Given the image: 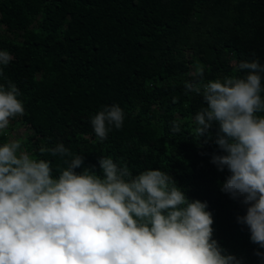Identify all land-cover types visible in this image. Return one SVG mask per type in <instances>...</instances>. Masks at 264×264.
<instances>
[{"label":"trees","instance_id":"trees-1","mask_svg":"<svg viewBox=\"0 0 264 264\" xmlns=\"http://www.w3.org/2000/svg\"><path fill=\"white\" fill-rule=\"evenodd\" d=\"M4 50L13 59L0 85L18 87L25 113L0 146L23 125V149L50 161L54 177L77 155L85 158L77 173L95 166L102 176L99 159L111 157L133 176L171 174L189 200L207 202L213 239L226 254L264 264L256 255L264 248L238 221L248 206L221 190L230 172L211 162L225 154L217 129L212 139L194 131L207 105L184 86L197 79L189 75L196 63L205 66V82L246 76L241 61L264 65V0H0ZM112 105L124 110V124L101 142L91 118ZM61 142L70 156L40 151Z\"/></svg>","mask_w":264,"mask_h":264},{"label":"clouds","instance_id":"clouds-1","mask_svg":"<svg viewBox=\"0 0 264 264\" xmlns=\"http://www.w3.org/2000/svg\"><path fill=\"white\" fill-rule=\"evenodd\" d=\"M12 59L0 51V76ZM193 67L189 75L197 79L184 86L207 105L195 115L194 131L212 139L217 129L215 143L225 154L211 162L230 172L221 190L248 206L238 221L264 248V116L257 115L264 112V65L241 61L246 76L207 82L205 66ZM19 95L14 83L0 85V136L25 113ZM124 119L119 105L105 106L91 124L102 142ZM23 143L0 146V264H242L213 239L207 202L189 200L171 174L149 169L133 176L111 157L99 159L102 176L95 166L77 173L85 159L77 155L54 177L51 162L34 158ZM40 151L71 155L62 142Z\"/></svg>","mask_w":264,"mask_h":264},{"label":"rangeland","instance_id":"rangeland-1","mask_svg":"<svg viewBox=\"0 0 264 264\" xmlns=\"http://www.w3.org/2000/svg\"><path fill=\"white\" fill-rule=\"evenodd\" d=\"M25 134H26L25 126L23 125L16 126L14 129L10 130L9 139H20L21 137L25 136Z\"/></svg>","mask_w":264,"mask_h":264}]
</instances>
